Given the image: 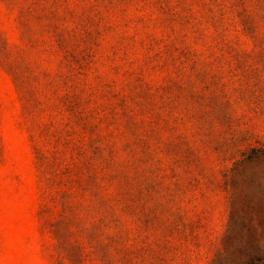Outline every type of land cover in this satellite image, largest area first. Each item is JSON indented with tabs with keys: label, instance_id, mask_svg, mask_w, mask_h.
Returning a JSON list of instances; mask_svg holds the SVG:
<instances>
[{
	"label": "rangeland",
	"instance_id": "374dc122",
	"mask_svg": "<svg viewBox=\"0 0 264 264\" xmlns=\"http://www.w3.org/2000/svg\"><path fill=\"white\" fill-rule=\"evenodd\" d=\"M0 45V264L57 262L38 102L62 75L110 151L132 264H211L229 224L230 253L264 263V0H0Z\"/></svg>",
	"mask_w": 264,
	"mask_h": 264
},
{
	"label": "trees",
	"instance_id": "16d2710c",
	"mask_svg": "<svg viewBox=\"0 0 264 264\" xmlns=\"http://www.w3.org/2000/svg\"><path fill=\"white\" fill-rule=\"evenodd\" d=\"M60 79L43 85L44 100L38 102L55 128L53 149L38 150L41 228L56 240V264H132L134 251L116 207L125 212L126 198L114 190L110 151L94 137L98 125L77 92L79 85L64 75ZM32 101L26 99L30 114ZM232 231L229 224L211 264H264L259 257L230 253Z\"/></svg>",
	"mask_w": 264,
	"mask_h": 264
}]
</instances>
